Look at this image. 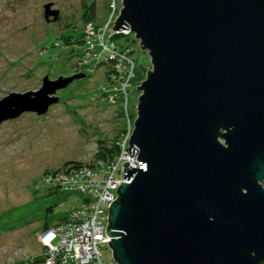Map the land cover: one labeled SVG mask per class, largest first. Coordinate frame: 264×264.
<instances>
[{
  "label": "water",
  "instance_id": "obj_1",
  "mask_svg": "<svg viewBox=\"0 0 264 264\" xmlns=\"http://www.w3.org/2000/svg\"><path fill=\"white\" fill-rule=\"evenodd\" d=\"M45 6L44 18L59 12ZM152 66L106 236L115 264H264V0H122ZM73 75L0 100L46 115Z\"/></svg>",
  "mask_w": 264,
  "mask_h": 264
},
{
  "label": "rangeland",
  "instance_id": "obj_2",
  "mask_svg": "<svg viewBox=\"0 0 264 264\" xmlns=\"http://www.w3.org/2000/svg\"><path fill=\"white\" fill-rule=\"evenodd\" d=\"M90 1L0 0V100L11 93L36 92L44 78L85 75L56 92L59 102L46 115L25 113L0 125V264H41L37 235L43 225L67 218L84 198L79 193L50 192L45 172L66 163L92 162L98 142L118 135L121 89H128L134 122L137 118L142 93L136 87L152 70L148 53L139 44L134 46L136 69L144 79L136 74L130 82L125 78L113 84L106 77L108 67L101 62L99 45L94 46L96 52L93 47L75 49L62 39L79 37L84 3ZM107 2L96 0L100 25L107 20ZM47 4L59 12L56 22L53 17L45 20ZM86 56L94 62L93 69H88ZM103 255L104 261H113L108 247Z\"/></svg>",
  "mask_w": 264,
  "mask_h": 264
},
{
  "label": "built area",
  "instance_id": "obj_3",
  "mask_svg": "<svg viewBox=\"0 0 264 264\" xmlns=\"http://www.w3.org/2000/svg\"><path fill=\"white\" fill-rule=\"evenodd\" d=\"M109 15L104 24L95 28L89 24L85 28L84 49L98 46L103 51L102 61L114 68L116 75H110L113 84L117 80L127 78L130 82L136 75L135 60L132 49L120 48L113 41L115 36L132 37L130 29L113 30L120 16L122 0H108ZM99 40L103 45L99 44ZM97 42V43H96ZM97 55V54H94ZM99 56V55H98ZM86 58V63L93 69L94 62ZM96 65V64H95ZM111 84V83H110ZM124 96L121 110L123 114L124 132L118 139L120 154L110 162H98L92 166L68 168L45 173L46 182L51 190L63 193H79L84 195L80 205L72 209L67 218L52 227L42 230L37 235L41 248V264H115L103 260L104 249L111 238L106 236L109 205L116 200L117 188L124 179V163L128 167L142 168L136 155L124 154L130 147L129 138L133 133L134 115L130 110L128 89L120 90Z\"/></svg>",
  "mask_w": 264,
  "mask_h": 264
},
{
  "label": "trees",
  "instance_id": "obj_4",
  "mask_svg": "<svg viewBox=\"0 0 264 264\" xmlns=\"http://www.w3.org/2000/svg\"><path fill=\"white\" fill-rule=\"evenodd\" d=\"M107 17L109 15V3L107 2ZM98 8H97V4H96V0H91L90 2L88 3H84V7H83V15H82V25H83V28L80 32V35L79 37L76 39H74L73 37L69 36V37H62L65 45L67 46H73L75 49H83L84 48V45H85V34H84V30L86 28L87 25L91 24L93 25L95 28H98L99 26H101L99 23H98ZM72 28V27H71ZM73 30V28H72ZM77 31V30H76ZM76 31H73V32H76ZM113 41H115L119 46L120 48H130L132 49V57L134 58V54H136L137 51L134 50V46L138 45V41L135 40L134 38L132 37H123V36H115L113 38ZM134 60H136L134 58ZM107 67H108V70H107V73H106V77L108 79H110V75H116V72L113 69H111V66L110 64H106ZM78 68V67H76ZM144 69V68H143ZM80 70V69H79ZM78 72V71H77ZM136 76L137 78L139 77L140 75V79H144V75L140 72V70H137L136 69ZM107 79V80H108ZM130 110L133 112V109L130 108ZM119 112V116L121 118V123H120V127L118 128V135L110 142H107V141H99L98 144H97V150L95 152V155H94V158L92 160V162L88 163V164H84V163H66L63 168L61 169H57V170H64V169H68V168H79V167H82V166H92L93 164L95 163H98V162H103V163H106V162H110L112 161L114 158H116L119 154H120V149L118 147V139L120 138V136L122 135V133L124 132V122L122 120L123 118V114H122V110L121 108L118 110ZM57 170H47L45 173H48L50 171H57ZM50 192H59V191H55V190H52ZM52 208H49L48 211H51ZM62 221V220H61ZM53 225H49L48 223H45L43 225V230L44 229H47V228H50L52 227Z\"/></svg>",
  "mask_w": 264,
  "mask_h": 264
}]
</instances>
